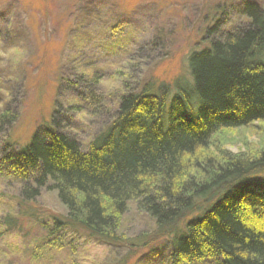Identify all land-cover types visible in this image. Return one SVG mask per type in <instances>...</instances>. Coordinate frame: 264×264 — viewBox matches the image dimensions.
I'll return each instance as SVG.
<instances>
[{
  "label": "trees",
  "instance_id": "obj_1",
  "mask_svg": "<svg viewBox=\"0 0 264 264\" xmlns=\"http://www.w3.org/2000/svg\"><path fill=\"white\" fill-rule=\"evenodd\" d=\"M245 14L249 28L190 55L192 87L124 83L117 118L88 153L54 118L28 146L4 156L23 184L24 218H33L30 205L43 190L56 193L65 210L50 216L48 247H63L71 234L137 254L151 239L121 233L133 205L172 238L175 264H264V150L233 154L221 138L264 122V12L249 4ZM77 75L88 77L78 68ZM17 119L6 110L0 126Z\"/></svg>",
  "mask_w": 264,
  "mask_h": 264
},
{
  "label": "rangeland",
  "instance_id": "obj_2",
  "mask_svg": "<svg viewBox=\"0 0 264 264\" xmlns=\"http://www.w3.org/2000/svg\"><path fill=\"white\" fill-rule=\"evenodd\" d=\"M249 4L264 12V0H0V113L18 114L11 128L0 126V264H175L172 238L133 205L121 233L151 239L137 254L71 234L61 238L63 247H48L50 216L65 210L56 193L43 190L30 205L33 218H24L23 184L4 156L28 146L54 118L88 153L117 118L124 83L192 87L190 55L249 28ZM77 68L87 73L84 81ZM221 138L231 153L256 156L264 150V122Z\"/></svg>",
  "mask_w": 264,
  "mask_h": 264
}]
</instances>
